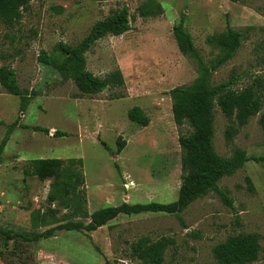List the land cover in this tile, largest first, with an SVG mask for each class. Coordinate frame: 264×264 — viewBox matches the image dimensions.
I'll return each mask as SVG.
<instances>
[{
    "label": "rangeland",
    "instance_id": "1",
    "mask_svg": "<svg viewBox=\"0 0 264 264\" xmlns=\"http://www.w3.org/2000/svg\"><path fill=\"white\" fill-rule=\"evenodd\" d=\"M147 0H30L18 24H0V66L15 72L29 104L20 110V98L0 87V141L6 126L16 122L1 155L0 227L31 236L74 219L67 201L49 204V181L24 177L25 164L34 159H81L85 180L86 212L107 207L150 202L167 204L177 199L181 183L178 137L187 135V123L174 124L168 92L190 85L196 64L181 55L171 34L179 20L206 64L218 54L207 38L229 26L241 34L232 59L211 76L218 85L236 76L240 91L254 78L264 80V0H155L162 12L141 18L138 8ZM126 7L130 29L121 36L98 40L84 55L86 70L104 78L118 69L121 87L83 95L71 81L63 82L53 69L39 62L43 54L57 56L62 43L77 47L92 25ZM139 107L149 119L146 127L128 120ZM260 114L238 128L230 143L224 132L231 124L220 109H213L212 141L216 154L231 157L236 149L247 156L264 153ZM42 127L48 133L35 132ZM55 132L66 137H55ZM124 143L116 155L117 143ZM218 188L231 206L215 192L191 203L181 225L166 214L120 215L91 232H56L37 242L0 236V264H141L129 258L130 245L142 237L173 240L161 264H216L212 249L228 237L256 234L261 252L253 264H264V181L262 167L253 161L223 177ZM99 249L101 255L96 251Z\"/></svg>",
    "mask_w": 264,
    "mask_h": 264
},
{
    "label": "trees",
    "instance_id": "2",
    "mask_svg": "<svg viewBox=\"0 0 264 264\" xmlns=\"http://www.w3.org/2000/svg\"><path fill=\"white\" fill-rule=\"evenodd\" d=\"M30 0H0V24L12 27L18 24L24 12L29 9ZM242 2L245 0H228ZM141 18L157 16L162 12L161 6L155 0H147L138 8ZM129 11L126 7L115 10L106 18L92 25L86 37L77 47L70 48L62 43L57 44V56L43 54L39 62L50 67L63 82L71 81L80 94L96 95L108 88L121 87L124 84L121 72L116 69L104 78L94 76L86 70L85 53L100 39L107 36H121L129 31ZM172 37L181 55L191 59L197 67V77L190 85L177 86L168 92L171 100V113L175 125L187 123L191 132L178 137L181 151L180 170L181 183L177 199L174 202L161 204L150 202L146 204L121 203L116 207H107L86 212L85 180L82 171L81 159H34L23 167L24 177H35L40 181H49L46 200L49 204L67 201L66 209L74 219L87 220L86 224L80 221H69L58 224L40 233L31 236L11 233L0 227V236L5 240L20 238L25 242H37L54 237L56 232H85L91 233L104 226L118 216H136L140 214H166L176 216L183 225L181 213L194 201L203 198L209 192L217 193L228 206L232 202L225 192L218 188L223 177L232 176L245 163L253 161L262 167L264 181V153L261 156H247L240 149H236L231 157H219L212 145L213 109L216 105L223 116L230 121L224 132V138L230 143L238 132V128L245 126L249 120L260 114L258 125L264 142V80L254 78L250 85L240 91L233 87L238 78L230 76L228 80L211 85V76L220 66L233 58L241 44V34L231 29L207 38V42L217 49L218 54L210 64H206L194 47L190 34L184 27L181 19L171 29ZM0 87L6 94L20 98V110L24 111L29 104V97L20 90L15 72L7 67L0 66ZM128 120L140 127H146L148 117L139 107H133L128 112ZM16 122L6 126V131L0 141L1 155L14 129ZM35 132L48 133L46 128L32 127ZM55 137H66L68 134L55 132ZM118 155L124 148L120 139L116 140ZM256 234H238L228 237L224 242L212 249L216 264H253L259 258L261 247ZM173 245V240L162 237L152 241L142 237L130 245L129 258L141 264H161L166 249ZM96 251L101 255L98 248ZM264 262V254L262 256ZM109 264L108 261H104Z\"/></svg>",
    "mask_w": 264,
    "mask_h": 264
}]
</instances>
